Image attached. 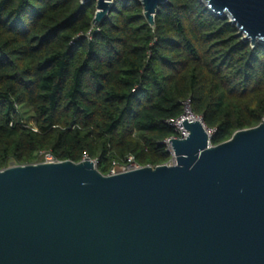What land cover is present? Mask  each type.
Returning a JSON list of instances; mask_svg holds the SVG:
<instances>
[{"label": "trees", "instance_id": "1", "mask_svg": "<svg viewBox=\"0 0 264 264\" xmlns=\"http://www.w3.org/2000/svg\"><path fill=\"white\" fill-rule=\"evenodd\" d=\"M0 0V171L55 161L107 176L131 156L170 160L166 124L191 114L212 146L264 120V43L243 42L199 0H167L150 27L138 0Z\"/></svg>", "mask_w": 264, "mask_h": 264}, {"label": "water", "instance_id": "2", "mask_svg": "<svg viewBox=\"0 0 264 264\" xmlns=\"http://www.w3.org/2000/svg\"><path fill=\"white\" fill-rule=\"evenodd\" d=\"M91 0H81L82 3ZM92 26L113 0H94ZM150 27L167 0H138ZM264 43V0H199ZM172 165L101 174L93 161L0 171V264H264V120L210 144L202 122Z\"/></svg>", "mask_w": 264, "mask_h": 264}, {"label": "built area", "instance_id": "3", "mask_svg": "<svg viewBox=\"0 0 264 264\" xmlns=\"http://www.w3.org/2000/svg\"><path fill=\"white\" fill-rule=\"evenodd\" d=\"M186 111H188V113L190 115H192L190 110H189L188 103L184 104L183 115H181L179 118L169 119V120L166 121V124L174 132V136L173 137H170V138H168V139H166L165 141L162 142V145L165 146L166 151L170 154V160H169V162L166 165H172L173 162H174V156L172 154L171 147H170V140H172V139H181L182 140V139H185L188 136V132L186 131V129L184 128V125H183L184 116H185ZM197 119H198V121L202 122V120L200 118H197ZM39 156H41L43 158V162L42 163H56L57 162V161L54 160L52 155L49 154V153L40 152ZM95 165H96V163H95ZM139 168H140V166H138L135 163L134 158L131 157V156H128V157L124 158L123 160L114 161L112 163V168L110 169V172H109L108 175H116V174H119V173H125V172L133 171V170H136V169H139Z\"/></svg>", "mask_w": 264, "mask_h": 264}, {"label": "bare ground", "instance_id": "4", "mask_svg": "<svg viewBox=\"0 0 264 264\" xmlns=\"http://www.w3.org/2000/svg\"><path fill=\"white\" fill-rule=\"evenodd\" d=\"M185 120H187V121H189V122H195V121H198V119L197 118H195V117H193L192 115H190L189 113H188V111H186V113H185V116H184V121ZM199 122V121H198ZM208 135V134H207Z\"/></svg>", "mask_w": 264, "mask_h": 264}, {"label": "rangeland", "instance_id": "5", "mask_svg": "<svg viewBox=\"0 0 264 264\" xmlns=\"http://www.w3.org/2000/svg\"><path fill=\"white\" fill-rule=\"evenodd\" d=\"M113 2V1H112ZM206 129V128H205ZM206 133L208 134V136H212L213 135V132L212 131H208V130H206ZM14 167V166H13Z\"/></svg>", "mask_w": 264, "mask_h": 264}]
</instances>
